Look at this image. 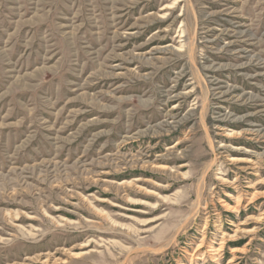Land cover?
<instances>
[{
  "label": "rangeland",
  "instance_id": "rangeland-1",
  "mask_svg": "<svg viewBox=\"0 0 264 264\" xmlns=\"http://www.w3.org/2000/svg\"><path fill=\"white\" fill-rule=\"evenodd\" d=\"M0 264H264V0H0Z\"/></svg>",
  "mask_w": 264,
  "mask_h": 264
}]
</instances>
